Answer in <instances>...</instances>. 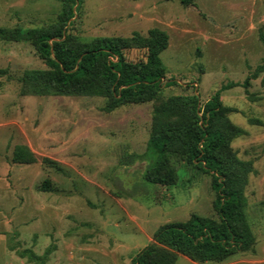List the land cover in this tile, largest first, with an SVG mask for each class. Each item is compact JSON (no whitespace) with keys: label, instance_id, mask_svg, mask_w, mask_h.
<instances>
[{"label":"rangeland","instance_id":"374dc122","mask_svg":"<svg viewBox=\"0 0 264 264\" xmlns=\"http://www.w3.org/2000/svg\"><path fill=\"white\" fill-rule=\"evenodd\" d=\"M60 9L59 0H0V27L47 25ZM75 26L84 39L166 30L161 58L166 78L178 84L165 87V97L199 93L204 103L264 62V0H83ZM144 54L127 51L133 59ZM44 67L30 41L0 38V264H132L163 224L193 212L217 217L209 173L176 162L177 183L162 185L144 178L147 159L125 161L146 150L154 101L107 111L101 96L23 95L24 71ZM248 89L254 99L242 85L222 90L221 98L244 129L232 146L253 163L245 196L256 242L222 262L180 253L176 264H264V72ZM19 143L38 161L12 162ZM47 178L52 190L41 189ZM25 248L44 261L19 257Z\"/></svg>","mask_w":264,"mask_h":264},{"label":"trees","instance_id":"16d2710c","mask_svg":"<svg viewBox=\"0 0 264 264\" xmlns=\"http://www.w3.org/2000/svg\"><path fill=\"white\" fill-rule=\"evenodd\" d=\"M59 1L61 9L47 25L0 27V38L30 41L46 64L44 68L24 71L21 93L101 96L106 99L107 111L125 104L154 101L146 150L131 154L125 161L147 159L143 176L156 184L177 183L176 162L197 167L212 178L217 217L193 212L187 220L163 224L153 240L134 256L132 264H176L180 253L201 263L222 262L252 249L256 237L247 215L245 187L254 168L252 161L240 158L232 146L244 129L232 121L230 112L234 108L223 103L221 91L242 85L247 96L254 99L257 94L248 87L251 79L264 72V62L243 82L222 85L204 103L199 93L165 97L164 88L178 84L176 79L166 78L168 68L161 58V52L169 45L166 30L152 27L146 34L134 31L130 36L84 39L75 32L83 0ZM180 1L189 5L195 0ZM260 38L264 42L262 31ZM133 48L144 49V57L129 58L127 51ZM11 161L29 164L37 162L38 157L29 145L19 143L14 146ZM43 161L60 168L49 157ZM41 189H53L50 179L44 180ZM17 253L31 261H44L28 248Z\"/></svg>","mask_w":264,"mask_h":264},{"label":"crops","instance_id":"0c3cea01","mask_svg":"<svg viewBox=\"0 0 264 264\" xmlns=\"http://www.w3.org/2000/svg\"><path fill=\"white\" fill-rule=\"evenodd\" d=\"M8 248H9L10 250H12L10 246H8ZM13 251H14V250H13ZM19 257H20V256H19Z\"/></svg>","mask_w":264,"mask_h":264}]
</instances>
